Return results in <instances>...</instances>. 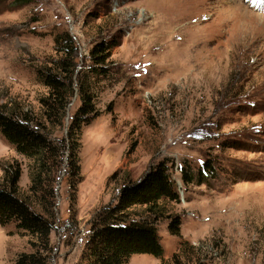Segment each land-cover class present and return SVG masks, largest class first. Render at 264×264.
I'll return each mask as SVG.
<instances>
[{
  "label": "rangeland",
  "instance_id": "obj_1",
  "mask_svg": "<svg viewBox=\"0 0 264 264\" xmlns=\"http://www.w3.org/2000/svg\"><path fill=\"white\" fill-rule=\"evenodd\" d=\"M64 31L80 65L96 41L118 45L110 79L96 83L100 113L81 129L71 233V188L63 172L55 181L51 264H83L95 212L163 159L179 195L156 222L163 258L133 254L127 264H172L180 241L199 246L206 264H264V0H0V107L40 117L47 88L37 69L57 58L53 36ZM79 104L75 93L65 123ZM206 160L214 172L184 184L180 168ZM16 166L18 193L29 198L31 160L0 134V184ZM28 239L15 222L0 224V264L31 251Z\"/></svg>",
  "mask_w": 264,
  "mask_h": 264
},
{
  "label": "trees",
  "instance_id": "obj_2",
  "mask_svg": "<svg viewBox=\"0 0 264 264\" xmlns=\"http://www.w3.org/2000/svg\"><path fill=\"white\" fill-rule=\"evenodd\" d=\"M53 41L59 55L37 69L39 81L47 88V93L38 99L40 117L28 111L0 107V134L18 154L31 160L29 198L22 197L17 190L19 166L5 169L6 181L0 184V224L15 222L18 232L29 237L31 247V251L17 256L15 264H51L50 234L57 220L55 181L61 172L71 188L70 216L63 227L70 233L73 231L76 183L81 179V129L100 113L97 107L100 91L96 83L110 79V57L118 45V40L110 38L96 41L88 52L89 64L80 65L73 37L67 31L56 33ZM75 93L80 104L65 123ZM50 128L64 132L59 137L52 136ZM209 161H204L194 172L189 166L181 167L184 184L202 182L205 173H213ZM171 168L166 159L158 161L139 180L123 182L116 203L95 212L81 253L83 264H127L133 254L163 258L156 222L164 216L162 203L179 200ZM139 207L143 208V215L134 213ZM168 219L169 232L180 237V218L170 215ZM178 250L171 256L172 264H192L188 254H194V264H206L199 246L180 241Z\"/></svg>",
  "mask_w": 264,
  "mask_h": 264
}]
</instances>
